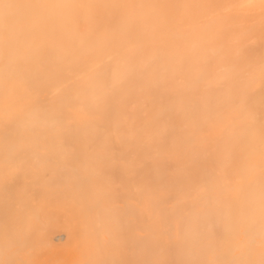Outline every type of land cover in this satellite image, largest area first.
I'll list each match as a JSON object with an SVG mask.
<instances>
[{
  "label": "bare ground",
  "instance_id": "bare-ground-1",
  "mask_svg": "<svg viewBox=\"0 0 264 264\" xmlns=\"http://www.w3.org/2000/svg\"><path fill=\"white\" fill-rule=\"evenodd\" d=\"M46 255L264 264V0H0V264Z\"/></svg>",
  "mask_w": 264,
  "mask_h": 264
},
{
  "label": "rangeland",
  "instance_id": "rangeland-1",
  "mask_svg": "<svg viewBox=\"0 0 264 264\" xmlns=\"http://www.w3.org/2000/svg\"><path fill=\"white\" fill-rule=\"evenodd\" d=\"M48 260V261H47ZM52 261H50V258L48 255L45 256V259L43 260V264H51Z\"/></svg>",
  "mask_w": 264,
  "mask_h": 264
}]
</instances>
